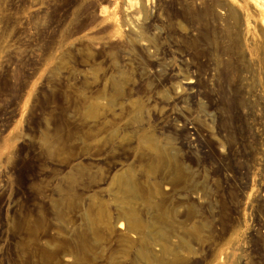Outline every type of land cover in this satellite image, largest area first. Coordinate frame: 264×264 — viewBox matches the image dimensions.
<instances>
[{
  "label": "rangeland",
  "instance_id": "rangeland-1",
  "mask_svg": "<svg viewBox=\"0 0 264 264\" xmlns=\"http://www.w3.org/2000/svg\"><path fill=\"white\" fill-rule=\"evenodd\" d=\"M0 264H264V0H0Z\"/></svg>",
  "mask_w": 264,
  "mask_h": 264
}]
</instances>
